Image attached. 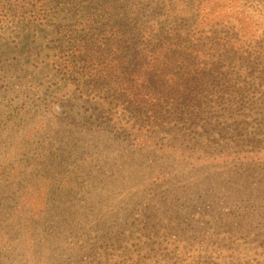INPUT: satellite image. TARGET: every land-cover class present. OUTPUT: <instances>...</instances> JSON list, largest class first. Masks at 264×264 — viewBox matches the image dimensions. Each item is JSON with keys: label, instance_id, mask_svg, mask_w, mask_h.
<instances>
[{"label": "trees", "instance_id": "obj_1", "mask_svg": "<svg viewBox=\"0 0 264 264\" xmlns=\"http://www.w3.org/2000/svg\"><path fill=\"white\" fill-rule=\"evenodd\" d=\"M262 5L0 0V264H264Z\"/></svg>", "mask_w": 264, "mask_h": 264}, {"label": "rangeland", "instance_id": "obj_2", "mask_svg": "<svg viewBox=\"0 0 264 264\" xmlns=\"http://www.w3.org/2000/svg\"><path fill=\"white\" fill-rule=\"evenodd\" d=\"M262 8L264 9V5H262ZM249 22V25H253L255 28H257L260 25H264V15L261 12V9L258 8L256 11L251 12L249 14H246L245 16ZM20 35L22 34V31L19 33ZM2 53H9L10 50L1 48ZM20 58H25V54L21 52L20 54H17ZM12 57V56H11ZM12 62V61H11ZM20 69H24L23 65L20 64ZM162 253V252H161ZM161 253L159 254H153L152 253V258L149 260H158L160 262L162 260ZM163 262V261H162ZM65 264H71V263H65Z\"/></svg>", "mask_w": 264, "mask_h": 264}]
</instances>
